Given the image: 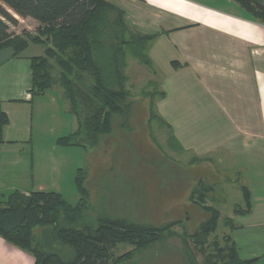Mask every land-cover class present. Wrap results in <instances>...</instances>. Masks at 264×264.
I'll return each mask as SVG.
<instances>
[{
  "label": "crops",
  "instance_id": "obj_1",
  "mask_svg": "<svg viewBox=\"0 0 264 264\" xmlns=\"http://www.w3.org/2000/svg\"><path fill=\"white\" fill-rule=\"evenodd\" d=\"M107 1L121 10L129 31L152 35L144 54L153 78L161 85V91H156L152 99L156 114L225 116L230 125L228 137L216 139L203 152L214 151L218 162L230 158L231 163L250 169L253 185L236 187L241 203L233 204L229 214L222 215L215 209L223 226H228L238 257L255 258L252 264H264V22L235 0ZM24 19L37 22L30 17ZM30 45L19 55H14L10 47L0 49V106L8 117L0 144V196L4 198L10 191L26 194L59 188L62 150L61 158H53L52 181L47 179L50 170L41 161V153L45 148L57 150L56 139L63 136L64 118L54 96L47 91L40 95L30 92L31 59L41 56L34 53L36 50L27 53ZM47 107H51L49 116ZM172 135L185 150L179 137L173 132ZM35 148L42 150L37 156ZM220 149L226 152L224 157L219 156ZM27 152H33V158ZM200 160L206 163L209 158L197 156L188 162L197 165ZM243 190L249 196L248 206ZM211 192L212 189L206 196ZM0 264L34 261L28 252L0 236Z\"/></svg>",
  "mask_w": 264,
  "mask_h": 264
},
{
  "label": "trees",
  "instance_id": "obj_2",
  "mask_svg": "<svg viewBox=\"0 0 264 264\" xmlns=\"http://www.w3.org/2000/svg\"><path fill=\"white\" fill-rule=\"evenodd\" d=\"M235 1L264 22V0ZM8 9L22 19L36 20V32L9 33L8 23L16 24L17 19ZM150 38L152 35L129 31L121 10L107 0H0V49L10 47L14 55H19L29 44L42 45L43 55L31 59L30 92L40 95L59 85L69 102V112L76 118V129L57 138L58 145L94 147L101 136L111 132L113 116L122 114L128 106L127 77L123 72L126 55L149 66L144 48ZM54 66L58 70L56 79L52 76ZM151 113L154 114L152 110ZM7 123L8 117L0 106V144ZM170 138L177 143L173 135ZM85 181L86 172L78 168L74 183L79 200L75 205L53 191L8 194L0 200V236L28 252L34 264H119L132 258L135 251L175 234L173 227L180 221L155 226L102 213L91 222ZM201 181L189 199L209 216L191 234L183 232L178 236L187 246L192 240L198 252L219 220V212L205 205L206 193L213 186L204 188ZM243 193L248 206V193ZM235 211H239L238 207ZM226 236L223 246L216 244L213 256L207 254L203 263L252 264L256 260L240 259L229 234ZM124 243L132 249L116 255L114 249Z\"/></svg>",
  "mask_w": 264,
  "mask_h": 264
},
{
  "label": "rangeland",
  "instance_id": "obj_3",
  "mask_svg": "<svg viewBox=\"0 0 264 264\" xmlns=\"http://www.w3.org/2000/svg\"><path fill=\"white\" fill-rule=\"evenodd\" d=\"M8 11L17 19L16 24L8 23L9 33L36 32L37 22L22 19L11 10ZM32 52L43 55V46L31 44L27 53ZM135 59L129 54L125 58L128 106H125L122 114L113 116L111 132L101 136L97 146L81 148L59 145L61 148L58 146L56 151L45 148L44 154L41 153L42 150L35 148V154L37 156L41 153V161L49 168V181L53 180V158L62 156V163L58 168L59 188L53 191L60 193L71 205H75L79 200L74 183L76 171L82 168L86 172L85 186L89 193L90 205L88 218L91 222L102 213L155 226L180 221L178 226L173 227L174 235L147 249L135 251L132 258L119 264H210L203 261L207 259V254L213 256L216 244L223 246L229 229L223 226L222 220L219 219L217 228L208 235L203 250L198 252V248L193 247L190 239L188 246L184 244L178 236L183 232L191 234L209 216L196 203L190 201V194L198 187L200 180L204 188L213 185L212 192L205 196V203L218 209L222 215L229 214L233 204L241 203L240 191H237L236 187L253 185L249 177L251 170L244 169L238 162L231 163L230 158H224L226 160L222 163L218 162L214 151L210 154L203 152L206 146L214 143L216 139L228 137L230 125L226 123L225 116L156 114L152 99L156 91H161V85L153 78L150 67L146 66L148 69H144ZM57 71L54 66L52 76L55 79ZM46 91L56 98L58 110L64 118L62 135L70 134L73 127H77V123L76 118L68 111L70 106L63 90L59 85H54ZM46 109L49 116L51 107ZM167 124L172 131L168 129ZM172 132L185 145V150L170 138ZM189 143L199 144V147L190 148ZM59 150H62L61 156ZM220 150L219 156L224 157L226 152L224 149ZM27 154L32 158L34 156L33 152ZM197 156L199 159L208 157L209 161L203 163L204 161L200 160L197 165L195 162L189 164L188 160ZM226 177L234 178L227 182ZM201 192L205 193V189L201 188ZM10 193L12 191L5 192V198ZM5 198L0 196V199ZM130 249L132 246L128 244H118L114 253L119 255ZM65 250L70 249L65 247ZM202 251L204 253L201 254Z\"/></svg>",
  "mask_w": 264,
  "mask_h": 264
}]
</instances>
